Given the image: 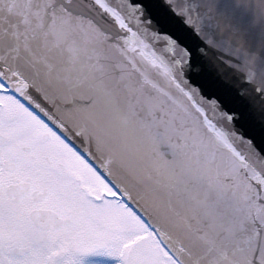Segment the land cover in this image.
Here are the masks:
<instances>
[{
  "label": "snow or ice",
  "instance_id": "obj_1",
  "mask_svg": "<svg viewBox=\"0 0 264 264\" xmlns=\"http://www.w3.org/2000/svg\"><path fill=\"white\" fill-rule=\"evenodd\" d=\"M85 256L264 264V0H0V264Z\"/></svg>",
  "mask_w": 264,
  "mask_h": 264
},
{
  "label": "rangeland",
  "instance_id": "obj_2",
  "mask_svg": "<svg viewBox=\"0 0 264 264\" xmlns=\"http://www.w3.org/2000/svg\"><path fill=\"white\" fill-rule=\"evenodd\" d=\"M83 264H90V257L85 256L83 258ZM109 264H119V258L118 257H110L109 258Z\"/></svg>",
  "mask_w": 264,
  "mask_h": 264
},
{
  "label": "water",
  "instance_id": "obj_3",
  "mask_svg": "<svg viewBox=\"0 0 264 264\" xmlns=\"http://www.w3.org/2000/svg\"><path fill=\"white\" fill-rule=\"evenodd\" d=\"M219 75L224 77V79L228 81L230 86L237 87V88L240 86L238 83L235 85H232L230 74H226V69H220Z\"/></svg>",
  "mask_w": 264,
  "mask_h": 264
}]
</instances>
